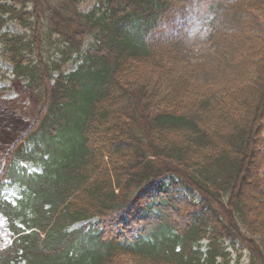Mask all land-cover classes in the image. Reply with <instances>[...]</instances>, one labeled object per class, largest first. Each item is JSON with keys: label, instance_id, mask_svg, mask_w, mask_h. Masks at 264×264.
<instances>
[{"label": "trees", "instance_id": "obj_1", "mask_svg": "<svg viewBox=\"0 0 264 264\" xmlns=\"http://www.w3.org/2000/svg\"><path fill=\"white\" fill-rule=\"evenodd\" d=\"M187 1L0 0L37 101L0 156V264H264V0L216 4L195 63L164 33Z\"/></svg>", "mask_w": 264, "mask_h": 264}, {"label": "rangeland", "instance_id": "obj_2", "mask_svg": "<svg viewBox=\"0 0 264 264\" xmlns=\"http://www.w3.org/2000/svg\"><path fill=\"white\" fill-rule=\"evenodd\" d=\"M230 0H188L185 8L174 19V26L169 27L164 33L178 36L181 43L182 56L187 61L195 63L204 56L212 53L213 47L207 41L210 24L218 16L215 5ZM81 11L88 12L93 2L81 4ZM28 4V10H30ZM7 30L11 33H22L20 27L13 22L7 24ZM181 67L186 65L180 62ZM70 65V64H69ZM11 66L0 58V156L10 149L29 129L33 120L37 101L28 90L25 83L12 81ZM31 172H40L39 169H31ZM264 176V170L262 171ZM5 199L13 202L18 198V190L8 187L4 192ZM83 223L75 226L82 227ZM10 242V236L6 229L5 221L0 217V248ZM206 243V242H204ZM203 243V244H204ZM247 253L243 251V262H246ZM119 264H133L132 261L121 260Z\"/></svg>", "mask_w": 264, "mask_h": 264}]
</instances>
